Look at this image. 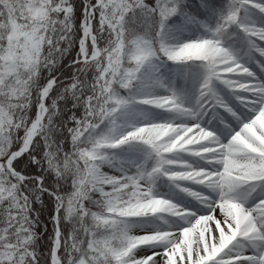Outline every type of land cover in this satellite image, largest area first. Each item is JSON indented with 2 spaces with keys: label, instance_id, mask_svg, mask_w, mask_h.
I'll list each match as a JSON object with an SVG mask.
<instances>
[{
  "label": "snow or ice",
  "instance_id": "snow-or-ice-1",
  "mask_svg": "<svg viewBox=\"0 0 264 264\" xmlns=\"http://www.w3.org/2000/svg\"><path fill=\"white\" fill-rule=\"evenodd\" d=\"M0 264H264V0H0Z\"/></svg>",
  "mask_w": 264,
  "mask_h": 264
}]
</instances>
